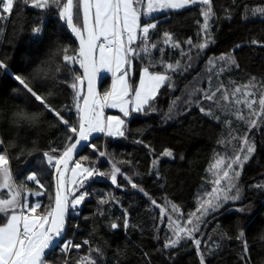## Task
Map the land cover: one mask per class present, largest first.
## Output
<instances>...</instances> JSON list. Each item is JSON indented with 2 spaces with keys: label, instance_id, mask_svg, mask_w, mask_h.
Returning <instances> with one entry per match:
<instances>
[{
  "label": "trees",
  "instance_id": "obj_1",
  "mask_svg": "<svg viewBox=\"0 0 264 264\" xmlns=\"http://www.w3.org/2000/svg\"><path fill=\"white\" fill-rule=\"evenodd\" d=\"M212 6L215 17L210 23L213 25L211 32L214 43L204 50L198 59L197 50L193 49L194 67L182 76L173 74L176 85L174 92L169 91L167 87L160 90L154 105L159 111L149 115L134 113L126 119L123 126L125 136H98L91 142L97 145V150L86 147L77 158L85 167L109 174L112 165L116 164L123 175L117 174V184L120 187L111 183L110 175L93 178L85 186V190L91 195L78 206L74 214L69 209L66 234L62 241L67 238H72L74 243H82L85 239L90 241V245H83L79 252L71 251L69 257L84 255L89 246H98L104 252V256L100 258L102 264H200V254L205 256V264H264V240L260 239L264 234V188L258 187L264 185V128L249 132L250 139L256 144V151L250 160L245 162L238 180L242 201H230L217 214L206 218L207 223L201 227L203 235L197 234V238L202 241L199 253L191 241L182 242L175 249L159 251L163 248L166 236L171 233L167 229V219L165 218L163 223L160 221V208L154 207L148 198L155 199L160 207H165L171 202L166 192L167 180L159 166L164 159L170 160L173 170L196 183L186 210L187 214L194 212L200 199L211 191L214 177L209 171L210 165L219 155L225 154L224 146L217 143L222 138L221 124L204 116L195 106L186 114L177 116L175 121L162 123L172 100L177 97L187 99L188 93L196 87H209L206 83L210 74L209 58L227 54L234 56L239 65L219 77L212 73L213 90L220 83H224L231 93L235 86H242L252 78L258 82V86L264 83V15H253L250 11L264 7V0H212ZM200 12L201 6L196 5L183 10H169L167 14H157L160 22L150 35L151 42L161 41L164 32L171 33L184 50L188 48L184 42L189 38L194 45L203 42L200 28L203 19ZM229 16L230 18H227ZM42 20L43 32L35 35L32 30L39 26ZM142 22L154 21H144L142 18ZM253 41L257 43L254 44ZM57 44L61 47L67 44L74 49L78 48L75 37L54 13L45 15L31 7H24L22 10L18 5L7 20H0V61H4L8 69L7 73L0 70V138H3L5 147L15 140L16 147L10 148L9 151L10 157L19 156V159L10 160L15 183L19 185L28 174L36 172L40 183L44 185V188L40 189L39 185L28 182L24 189L46 192L39 197L31 195L32 203L36 198L41 200L42 208L39 213L52 203L49 197L54 196V175L52 172L40 175L41 166L37 161L42 159V152L48 151L50 147L62 150L68 133L66 126L58 123L51 113L44 112L39 102L30 96L26 98L25 90L14 77H24L40 95H47L48 91L52 90L54 95L49 103L57 110L64 109L65 106L71 108L73 92L70 88L64 85L53 88L51 82L44 84L42 81L33 80L30 75L43 61L49 59V53ZM237 45L242 46L236 48ZM160 47L164 48L163 59L166 62L174 64L181 60L183 63L186 59L181 58L180 49L166 47L162 43L158 45V49ZM158 49L153 50L154 62L161 58ZM146 63V59L133 61L131 83L139 82L140 71ZM222 64L223 62L217 63V70ZM150 70L163 71L160 67ZM80 73L82 70L78 71V74ZM67 78L66 75L59 77L61 80ZM110 84L111 76L101 79L102 95L110 90ZM84 92L85 82L82 95ZM26 99L31 100V103H27ZM82 102L81 100L80 103ZM204 106L207 108L208 102H205ZM17 107L27 108L30 113L42 115L40 123L32 126L13 124L11 116ZM239 107L247 112L243 105ZM213 110L216 111L214 106ZM177 112H184L183 104L178 107ZM61 115L72 125L78 122L74 109L71 112L61 111ZM173 115L176 116V112H173ZM244 131H247L246 126L242 130L238 129L237 134L243 135ZM22 149L25 150V155L20 156ZM33 149L39 151L28 156L27 151ZM165 149L173 151L172 158L162 156ZM3 150L0 147V151ZM98 151H104L106 156L99 157ZM229 153L235 154L231 149L228 150ZM84 156H88L89 160H81ZM157 159L159 177L152 168L153 161ZM125 177L136 183L138 188L133 189L129 179ZM139 188H143L148 197L141 193ZM109 196L115 197V201L107 205L98 204L100 199ZM238 207H246L248 210L239 213L234 210ZM125 209L129 213L128 229L123 227ZM101 210L104 211V216L98 214ZM167 210L170 211V204ZM4 222V218L0 216V224ZM112 222L118 224L117 229L110 227ZM241 231L245 235L237 239ZM221 237L225 238L221 240ZM214 243H219L220 247L210 254L209 248H214ZM245 244L248 246L247 253L244 252ZM61 258L62 254L56 250L49 255V259L54 263Z\"/></svg>",
  "mask_w": 264,
  "mask_h": 264
},
{
  "label": "snow or ice",
  "instance_id": "obj_2",
  "mask_svg": "<svg viewBox=\"0 0 264 264\" xmlns=\"http://www.w3.org/2000/svg\"><path fill=\"white\" fill-rule=\"evenodd\" d=\"M31 7L40 10L45 15L54 13L60 22L78 41V48L74 49L70 45L57 46L49 53V59L43 61L40 66L30 74L33 80L42 81L44 84L52 83L53 88L64 85L73 92V105L71 108L65 106L64 109L57 110L49 100L54 92L49 90L47 95H40L31 86L30 82L20 75L14 79L19 82L25 90L26 98L30 96L39 102L44 112L51 113L57 122L66 126L68 135L62 150L49 148L42 152V159L37 163L41 166L43 175L52 172L55 178L56 187L54 196H50L51 205L42 208L39 201L29 204L28 197L33 195L39 197L46 192L27 190L28 182L39 185L40 189L44 185L40 183V178L36 172L28 174L24 181L17 185L13 179L10 160L19 159L10 157V148L16 147L15 140L5 147L3 138H0V190L7 189V197L0 195V216L5 220L0 224V264H46L47 255L60 248L62 258L57 264H102L100 258L104 256L103 250L96 246H89L88 252L84 255L69 257L73 249L81 250L83 245H90V241L85 239L82 243H73L72 240H65L61 245V240L66 234V221L69 209L73 214L90 195L85 186L95 177H105L110 175L113 185L117 184V174L123 175L121 169L112 165L111 173L100 172L95 168L85 167L80 160L73 161L71 167L72 179H67L66 173L69 171V161L73 160V154L84 147H89L94 151L97 145L91 143L95 138V133H102L110 137H123L125 131L123 126L126 119L134 113L149 115L157 113L155 107L160 90L167 87L169 91L176 90L173 74L184 75L190 71L194 64L193 49H196V57L214 43L212 36V23L215 11L212 0H0V20H7L13 13L16 6ZM201 6L200 15L203 23L200 25L203 42L193 44L191 38L184 43L188 45L187 50L181 48L178 40L174 39L169 32H164L162 40L153 43L150 40L151 33L157 29L159 20L157 14H167L169 10H183L189 6ZM253 15H264V7H257L250 10ZM154 21V22H142ZM227 18H230L227 17ZM199 23V22H198ZM33 33L39 35L43 32V20L41 24L33 28ZM162 43L166 47L180 49L181 58H186L182 63L177 60L174 64L163 59L164 48L158 45ZM257 43V41H253ZM242 45H237L236 48ZM158 49L161 58L158 62L153 60V50ZM147 60V63L140 71L139 82H130V69L134 60ZM223 64L217 70V63ZM78 65V69H77ZM160 67L163 71H152ZM238 68L239 65L234 56L222 54L219 57L208 59V79L206 83L209 87H196L188 93L187 99L177 97L168 106V111L162 120L163 124L175 121L177 116L186 114L193 106L198 107L199 111L206 117L213 119L222 126V138L217 141L225 148V155H220L215 163L210 165L209 171L214 179L212 188L204 197L200 199L197 209L188 214V219L182 224L180 208L175 203L170 204V211L165 207H160L155 199L148 197V193L143 188L139 191L150 199L154 207L160 208V221L167 219V229L171 232L166 236L163 248L159 251L175 249L182 242L191 241L197 252H200L201 239L197 234L201 232L202 225L207 223L206 218L217 214L230 201H242L243 197L238 180L245 162H248L252 154L256 151L255 142L250 139L249 132L253 129L264 128V83L259 84L252 78L242 86H235L229 93L224 83H220L214 90L211 87L213 79L212 73L219 77L230 68ZM110 72L113 77V84L110 91L104 93L103 98H98L95 90V81L101 69ZM0 70L8 71L4 61H0ZM82 73L78 74V71ZM66 75L68 78L61 80L59 77ZM87 80V95H82L83 85ZM230 83H232L230 81ZM219 94V96H218ZM242 96V99H238ZM83 101L81 105L80 101ZM232 103H226L229 101ZM31 103V100H27ZM208 102L206 108L204 103ZM183 104L184 112H177L178 107ZM243 105L245 113L239 106ZM215 107V112L213 110ZM119 108L125 119L120 116H104V109ZM75 111L78 117L76 125L69 123L61 115V111ZM176 112V116L173 115ZM42 115L30 113L27 108L17 107L13 111L11 120L13 124H26L29 126L40 123ZM247 128L243 135L237 134L238 129ZM143 143V141H137ZM238 144V147H237ZM147 147V145H146ZM231 149L234 155H228ZM38 149L28 150L27 155L32 156ZM241 154H243L241 156ZM20 156L25 155L22 149ZM99 157H105L104 151H98ZM163 157L172 158L173 151L165 149ZM183 159V157H181ZM83 161L89 160L88 156L81 158ZM159 159L152 164L153 171L159 177L157 166ZM129 183L133 189L138 185L131 181ZM71 183L72 188H68ZM258 187L264 188V185ZM115 201V197L109 196L98 201L99 205H107ZM118 203V201H116ZM231 210V209H230ZM239 213H244L246 207L234 209ZM100 216H104V211H99ZM129 213L124 210L123 227L128 229ZM112 229H117L118 224L112 222ZM241 231L237 239L244 237ZM225 237H221L223 240ZM158 240L159 237L157 236ZM264 240V234L260 237ZM207 243V242H206ZM219 243H214V248H209L211 254L214 249L218 250ZM248 246L245 244L244 252L247 253ZM93 253L96 255L94 256ZM147 255V254H146ZM243 259V257H241ZM200 264H205V256L199 255Z\"/></svg>",
  "mask_w": 264,
  "mask_h": 264
},
{
  "label": "rangeland",
  "instance_id": "obj_3",
  "mask_svg": "<svg viewBox=\"0 0 264 264\" xmlns=\"http://www.w3.org/2000/svg\"><path fill=\"white\" fill-rule=\"evenodd\" d=\"M82 94H83V91H82ZM237 98L242 99L243 97L238 96ZM104 116L106 118V111H105ZM221 155H225V154H221ZM228 155H234V154L229 153ZM242 155L243 154H241V156ZM215 161H214V163H215ZM159 166H160L161 172L165 175L166 180H167L166 192H167V194L171 200V203H175L176 205L179 206L180 215L182 217L181 223L183 224L188 219V214L186 213V210L188 208V204H189V202L192 198L193 192L195 190L196 183L191 182L190 180L186 179L182 174L173 170L170 166V160L169 159H164L160 163ZM242 169H237V170H240L242 172ZM71 179H72V175H71V171H70L69 176H68V180L70 181ZM71 188H72V185H71V183H69V189H71ZM0 195H2L3 197L6 198L8 195V190L7 189L0 190ZM28 201H29L30 205L36 203L37 201H39L41 203V200H39L37 198L32 203L31 202V195H29ZM38 214H39V210H38Z\"/></svg>",
  "mask_w": 264,
  "mask_h": 264
},
{
  "label": "water",
  "instance_id": "obj_4",
  "mask_svg": "<svg viewBox=\"0 0 264 264\" xmlns=\"http://www.w3.org/2000/svg\"><path fill=\"white\" fill-rule=\"evenodd\" d=\"M77 42H78V41H77ZM100 82H101V79H100V77H99V75H98V77H97V79H96V81H95V85H94L95 90H96V92L98 93V98H102V93H101V90H100ZM84 95H87V80H85V92H84ZM81 105H83V102H82ZM104 114H105V109H104ZM102 135H104V134H102V133H95V134H94V137L96 138V137H98V136H102ZM95 138L91 139L90 142H92ZM84 149H86V147H84V148L81 149V150H78L76 153L73 154V160H72V161H69V171L66 173L67 178H68V176H69L70 169H71V167L73 166V161H76V160H77V158H78L79 155L84 151ZM53 179H54V192H55L56 182H55V178H54V176H53ZM47 256H48V255H47Z\"/></svg>",
  "mask_w": 264,
  "mask_h": 264
},
{
  "label": "crops",
  "instance_id": "obj_5",
  "mask_svg": "<svg viewBox=\"0 0 264 264\" xmlns=\"http://www.w3.org/2000/svg\"><path fill=\"white\" fill-rule=\"evenodd\" d=\"M131 73H132V67L130 69V82H131ZM108 75L111 76V84H110V90H111L112 84H113L112 74L103 68L100 70V73H99L100 79H102L103 77L108 76ZM103 95H102V98H103ZM105 111H106V117L107 116H120L122 119H125L123 117V114L120 112L119 108H108V107H106Z\"/></svg>",
  "mask_w": 264,
  "mask_h": 264
},
{
  "label": "built area",
  "instance_id": "obj_6",
  "mask_svg": "<svg viewBox=\"0 0 264 264\" xmlns=\"http://www.w3.org/2000/svg\"><path fill=\"white\" fill-rule=\"evenodd\" d=\"M67 240H72V242L74 243V240L72 239V238H68ZM65 241V240H64ZM63 244V241H61V245ZM73 250H75V249H73ZM72 250V251H73ZM56 251L59 253V254H61V252H60V248L59 247H57L56 248ZM69 254V253H68ZM54 257V256H53ZM46 264H57V263H54V262H52L50 259H49V257L46 259Z\"/></svg>",
  "mask_w": 264,
  "mask_h": 264
}]
</instances>
